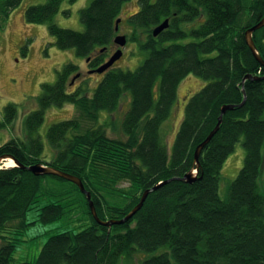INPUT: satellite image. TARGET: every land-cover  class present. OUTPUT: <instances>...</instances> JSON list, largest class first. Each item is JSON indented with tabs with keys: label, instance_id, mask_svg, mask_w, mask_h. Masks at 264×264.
<instances>
[{
	"label": "trees",
	"instance_id": "obj_1",
	"mask_svg": "<svg viewBox=\"0 0 264 264\" xmlns=\"http://www.w3.org/2000/svg\"><path fill=\"white\" fill-rule=\"evenodd\" d=\"M64 1L77 0L31 4L24 18L46 25L53 45L74 49L88 60V68L96 69L110 57L116 22L130 0H91L80 9L82 31L56 23ZM137 1V11L126 20L132 28L128 38L143 56L139 66L130 70L114 63L88 95L81 87L69 90L79 66L65 63L54 82L41 84L37 109L24 120L26 139L12 137L0 144V156L10 155L27 166L51 165L78 176L102 220L123 218L145 190L157 188L132 217L108 226L94 218L86 195L75 183L54 174L36 176L18 166L0 168V264H131L139 253L144 254L140 264H264V192L259 182L264 65L245 37L246 30L264 17V0ZM21 2L0 0V37ZM165 20L168 26L154 35ZM253 40L264 60V26L253 33ZM27 49H21L24 55ZM189 74L208 82L188 99L169 150L163 125L176 102L179 83ZM124 98L129 106L119 125L114 120L101 122V114H113ZM67 104L78 113L48 128L54 155L46 160L38 129L47 109ZM224 105L233 108L225 111L219 129L202 148L197 178L181 180L195 167L196 147L216 126ZM17 108L15 102L4 106L0 130L13 125ZM108 128L121 130L125 139L110 137ZM240 141L244 163L223 198L222 169ZM119 182H128L132 193L121 192L124 202L115 204L111 200L120 193L115 187ZM78 204L88 211L90 223L80 231L50 235L35 261L13 260L18 236L35 223L27 219L31 209L39 210V220L52 222ZM7 232L16 236L9 239Z\"/></svg>",
	"mask_w": 264,
	"mask_h": 264
},
{
	"label": "rangeland",
	"instance_id": "obj_2",
	"mask_svg": "<svg viewBox=\"0 0 264 264\" xmlns=\"http://www.w3.org/2000/svg\"><path fill=\"white\" fill-rule=\"evenodd\" d=\"M45 2L46 0H22L21 4L11 13L0 37V118L6 104L9 102L18 104L17 117L13 125L0 130V144L5 143L12 137L26 139L24 120L28 112L37 109L36 96L41 91V84L44 82H54L57 77V69H61L65 63L72 62L77 64L79 66L78 71L82 74L75 79L73 84L70 83L69 90L81 87L89 95L102 77L101 73L86 72L88 68L87 60L78 56L74 49L61 50L53 45L55 39L49 33L46 25L28 23L25 20L24 12L27 6ZM90 2L91 0H77L74 3L64 1L61 9L55 15L56 23L65 28L82 31L84 27L80 20V9L89 5ZM137 9V0H130L123 5L117 34L127 35L126 44L121 47L114 43L110 49L111 55L117 49L122 48V56L117 60L115 66L123 69L135 70L143 60L137 44L128 38V34L132 28H130L126 19L136 12ZM66 11H69V15L65 13ZM24 46L28 48L26 55L21 51ZM207 82L197 75L189 74L179 83L176 102L169 118L163 125L169 150L171 149L180 122L183 119L184 107L188 99ZM128 106V99H122L119 108L111 115L108 113L101 114L100 121L104 122L106 119L114 120L119 125ZM77 113L72 104L62 107H50L46 110L44 122L38 129V133L41 135L44 143L46 160H50L54 155V151L47 139L48 128L55 122L74 117ZM107 134L112 138L125 139L121 130L113 131L111 128H108ZM244 157L245 149L240 141L224 163L219 189L221 197L224 198L226 196L228 185L237 176L244 163ZM262 157L263 162L259 182L260 188L264 192V145L262 147ZM128 184V182H119L115 187L120 188L118 190L120 193L112 195L111 201L115 202V204L123 203L124 199L121 197V192L132 193L128 188ZM49 186L55 187L54 184H49ZM67 189L70 193L71 189ZM67 210L62 218L52 222H43L38 218L39 210L36 208L31 209L28 212L27 219L35 221V223L30 225L22 236H18L20 237V243L13 252V260L19 262L35 261L38 259L50 235L64 230L80 231L86 224L90 223L88 211L85 207H80L78 204V207L71 206ZM5 234L8 235L9 239L16 236L13 232ZM0 244H2L1 240ZM142 256L144 254H137L131 264H140ZM121 264L126 263L122 262Z\"/></svg>",
	"mask_w": 264,
	"mask_h": 264
},
{
	"label": "water",
	"instance_id": "obj_3",
	"mask_svg": "<svg viewBox=\"0 0 264 264\" xmlns=\"http://www.w3.org/2000/svg\"><path fill=\"white\" fill-rule=\"evenodd\" d=\"M121 21V19L119 18L116 22V27L115 29L118 30V24L119 22ZM168 26V22L167 20H165L162 24H160L159 26H157L153 33L154 35H157L158 33H160L163 29H165L166 27ZM264 26V17L258 22L256 23L255 25H253L252 27L248 28L245 32V37H246V41L250 47V49L252 50L253 54L256 56V58L259 60V62L264 65V60L263 58L260 56L259 52L257 51L256 49V45H255V42L253 40V33ZM126 35H116L115 38H114V43L115 44H118L120 45L121 47H123L125 44H126ZM122 48H119L117 49L110 57L109 59L104 62L102 65H100L99 67H97L96 69H92L90 70L89 72L90 73H94V72H97V73H102L104 72L105 70H107L109 67H111L117 60H119L122 56ZM79 76V73H77L73 78H72V81H71V84H73L74 80ZM250 76H246V78H249ZM264 78V76H263ZM230 108H233L232 105H224L222 108H221V114L219 115V118H218V122L216 124V126L214 127V129L209 133V135L206 137V139L201 142L197 147H196V150H195V153H194V160H195V167L192 168L190 171H188L187 173L184 174L183 177H181L180 179L181 180H184V181H188V182H192L194 181L197 177L195 176L194 174V170L196 169L198 171V168H199V155H200V152L202 150V148L209 142V140L212 138V136L216 133V131L219 129V126L222 122V119H223V114L225 113V111L227 109H230ZM6 159H12L14 164L12 166H18L22 169H27L31 172H33V174H35L36 176H39V175H43V174H54V175H57V176H60L66 180H69L73 183H75L79 188L80 190L86 195L87 197V200L89 202V206H90V209H91V212L94 216V218L101 224H104V225H112V224H118V223H123L125 222L126 220H128L130 217H132L143 205L144 203V200L146 198V196L148 195V193L153 190V189H156L157 188V185H155L153 188H150V189H147L144 191L139 203L126 215L124 216L123 218H116V219H110V220H102L99 218L97 212H96V209H95V206H94V203L91 199V194L89 191H87L84 187V184L81 180V178H79L78 176L74 175V174H71V173H68L66 171H63L61 169H58V168H55L51 165H45V164H42V163H36V164H32V165H24L22 163H20L18 160H16L14 157L10 156V155H2L0 156V168H3L4 167V163H5V160Z\"/></svg>",
	"mask_w": 264,
	"mask_h": 264
},
{
	"label": "bare ground",
	"instance_id": "obj_4",
	"mask_svg": "<svg viewBox=\"0 0 264 264\" xmlns=\"http://www.w3.org/2000/svg\"><path fill=\"white\" fill-rule=\"evenodd\" d=\"M213 129H214V128H213ZM205 139H206V138H205ZM202 142H203V141H202ZM4 164H5L4 166H12V165L14 164V162H13L12 159H6ZM197 173H198V171L195 169V170H194V174H195V176H197Z\"/></svg>",
	"mask_w": 264,
	"mask_h": 264
},
{
	"label": "flooded vegetation",
	"instance_id": "obj_5",
	"mask_svg": "<svg viewBox=\"0 0 264 264\" xmlns=\"http://www.w3.org/2000/svg\"><path fill=\"white\" fill-rule=\"evenodd\" d=\"M123 35H125V34H123ZM126 36H127V35H126ZM110 49H111V47H110L109 50H108L109 53H110ZM111 55H112V54H111ZM111 55H110V56H111ZM86 62H88V60H87ZM116 62H117V61H116ZM116 62H115V63H116ZM90 70H91L90 68H87L86 72L90 73V72H89ZM80 75H82V74L79 73V76H80ZM79 76H78V77H79ZM78 77H77V78H78ZM77 78H76V79H77ZM74 81H75V80H74Z\"/></svg>",
	"mask_w": 264,
	"mask_h": 264
}]
</instances>
